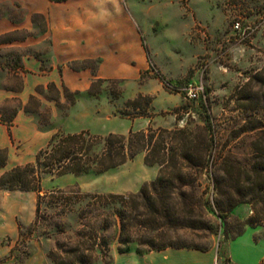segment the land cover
<instances>
[{
	"label": "rangeland",
	"instance_id": "rangeland-1",
	"mask_svg": "<svg viewBox=\"0 0 264 264\" xmlns=\"http://www.w3.org/2000/svg\"><path fill=\"white\" fill-rule=\"evenodd\" d=\"M24 2L0 0V87L16 91L25 85L17 68L24 56L34 53L30 36H37L46 27L44 16L29 17ZM124 3L143 33L151 68L138 81L96 80L94 90L99 94L91 98L92 110L85 109L87 103L79 104L80 97L66 88L62 91L55 85L38 84L26 111L34 116L41 131L54 133L37 147L28 141H16L9 148L11 160L20 163L34 159L56 133L89 130L105 136L142 129L140 120L126 118L131 116L122 114L121 110L134 115V108L127 106L128 100L135 99L141 93L139 89L153 78L152 84L162 83L168 93L154 103L161 111L153 109L152 101L149 117L157 116L164 123L152 126L189 127L195 133H199L197 127H210L207 133L215 137L219 148L223 147L220 168L210 166L191 172L194 184L182 189L186 199L195 203L194 212L186 215L189 226L142 230L138 240L125 245L119 241L114 209L107 207L100 211L104 213L102 217L109 214L112 221L110 228L101 230L94 221L96 213L89 212L90 198L74 191L139 193L159 173L157 164L146 163L144 152L100 174H45L41 193L54 188L71 189L72 192L65 194L71 202L67 204L56 198L57 194L42 201L35 220L21 228L17 241L0 239L13 245L0 264L7 260L9 264H57L55 260L60 264H109L120 247L137 252L152 249L147 242L151 237L157 243L214 248L222 264H234L233 260L237 264H264V222L255 226H259L257 232L247 223L253 214L248 202L238 204L222 219L214 189V178L222 179L220 185L224 190L230 189L229 173L221 167V162L227 159L248 166L254 142L264 144V129L242 132L248 127H264V0H124ZM88 65L95 68L97 63ZM199 81L204 85L205 99L187 98L186 88ZM19 106V96L1 102L0 119L10 120ZM107 110L112 112L110 119L105 116ZM174 116L177 122L170 127ZM87 125L92 127H84ZM180 191L173 194L178 206ZM220 198L226 200L225 195ZM96 233L97 240L89 237ZM80 243H85L79 252L84 258L82 263H75V249Z\"/></svg>",
	"mask_w": 264,
	"mask_h": 264
},
{
	"label": "trees",
	"instance_id": "trees-1",
	"mask_svg": "<svg viewBox=\"0 0 264 264\" xmlns=\"http://www.w3.org/2000/svg\"><path fill=\"white\" fill-rule=\"evenodd\" d=\"M94 83L90 93L97 95L99 91L94 90ZM152 101L151 95L140 93L135 99L127 102V106L134 108V115L126 110H121V113L131 117L151 116ZM197 128L199 133H195L194 129L189 127L169 129L152 125L145 130H131L128 134L109 133L105 136L93 134L89 130L56 133L49 144L38 152L35 161L6 171L0 177V188L37 191L38 212L42 201L48 196L55 197L57 194L56 198H61L67 204L71 202L70 196L65 195L72 192L71 189L54 188L50 192L41 193L45 174L54 176L70 173L82 175L91 172L100 174L144 152L146 163L157 164L159 173L155 180L145 183L139 193L131 195L89 194L82 192L81 189L74 192L90 198L89 204L92 208L89 212L96 213L94 221L98 223L101 230L110 228L112 221L109 214L102 217L104 213L100 211L107 207L114 209L113 216L120 229L119 241L124 245L138 240L142 230L151 232L189 226L186 215L194 212L195 203L186 199L185 191L182 189L194 184L191 173L194 170H203L210 166L218 168V165L220 168L219 160L223 151V147L219 148L215 137L207 133L210 127ZM256 129L263 130L264 127H248L242 129V132ZM251 153L252 158L248 166L233 163L227 159L221 162V167L229 173L228 186L230 189L224 190L220 185L221 178H214V189L217 195L216 205L222 219L238 204L248 202L252 205L253 214L247 223L256 226L264 222V144L254 142ZM214 155L217 156L213 158ZM5 160L6 153L0 149V166L5 163ZM176 190H181L179 206L173 200ZM223 195H225V201L220 198ZM136 235L138 237H135ZM89 237H96L95 240H97L99 235L96 233ZM100 237L102 238L103 235ZM147 242L152 246L150 250L190 247L173 243H157V239L153 237ZM83 244L85 243H80L75 249L77 254L74 259L75 263H82L84 254H79V252ZM119 251H129V247H120ZM55 262L60 264L56 260Z\"/></svg>",
	"mask_w": 264,
	"mask_h": 264
},
{
	"label": "crops",
	"instance_id": "crops-1",
	"mask_svg": "<svg viewBox=\"0 0 264 264\" xmlns=\"http://www.w3.org/2000/svg\"><path fill=\"white\" fill-rule=\"evenodd\" d=\"M24 5L29 17L44 16L46 27L37 36H30L34 53L24 56L17 68L23 74V88L16 91L0 87V103L13 96L20 97L15 116L7 121L0 119V149L6 153L0 177L16 166L35 161L38 152L50 142L34 159L13 163L9 148L16 141H28L37 147L54 133L41 131L34 116L26 111L27 102L38 84L55 85L62 91L66 88L80 97L79 104L87 103L85 109L92 110L91 98L98 94H91L90 89L96 80L138 81L153 65L143 33L124 0H25ZM93 61L97 63L95 68L88 65ZM152 80L139 92L152 95L153 109L161 111L162 108L157 109L154 103L168 91L162 83L154 86ZM72 112L74 117L76 111ZM111 114V110H107L105 116L110 119ZM126 118L134 122L140 120L143 127L140 130L164 124L157 116ZM176 122L174 116L169 126ZM37 199L38 192L34 190L2 191L0 188V239H19L21 228L32 224L36 218ZM252 227L257 232L259 226ZM12 248V244L0 242V260L7 258ZM7 261L3 264H9ZM233 263L237 264L234 260ZM109 264H222V260L219 262L218 251L214 248L166 247L145 252L118 251Z\"/></svg>",
	"mask_w": 264,
	"mask_h": 264
},
{
	"label": "built area",
	"instance_id": "built-area-1",
	"mask_svg": "<svg viewBox=\"0 0 264 264\" xmlns=\"http://www.w3.org/2000/svg\"><path fill=\"white\" fill-rule=\"evenodd\" d=\"M239 26V25H237ZM186 97L189 99H198L203 97L205 99V88L202 82L190 83L186 88Z\"/></svg>",
	"mask_w": 264,
	"mask_h": 264
}]
</instances>
